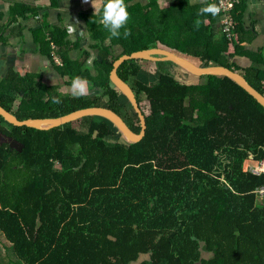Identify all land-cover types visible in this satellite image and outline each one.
<instances>
[{"label":"trees","instance_id":"trees-1","mask_svg":"<svg viewBox=\"0 0 264 264\" xmlns=\"http://www.w3.org/2000/svg\"><path fill=\"white\" fill-rule=\"evenodd\" d=\"M216 44L199 40V54L190 58L238 70L264 95V68L233 59L235 49L244 50L237 32ZM139 45L125 53L157 44ZM118 57L106 51L99 76L91 77L90 86L107 97L103 105L100 97L75 98L42 83L0 84V104L18 119L104 106L139 133L138 113L109 79ZM142 62L129 59L117 70L140 106L142 94L149 101L139 142L120 140L100 116L48 130L0 116V234L16 264H135L142 255L150 258L139 264H264V196L257 193L264 173L245 167L264 160V108L230 77L203 75L187 84L158 69L150 78ZM166 62L174 64L156 63ZM39 92L50 101L40 113ZM18 93L32 106L19 104ZM8 137L22 149L3 141Z\"/></svg>","mask_w":264,"mask_h":264},{"label":"crops","instance_id":"crops-1","mask_svg":"<svg viewBox=\"0 0 264 264\" xmlns=\"http://www.w3.org/2000/svg\"><path fill=\"white\" fill-rule=\"evenodd\" d=\"M93 2L99 4V0ZM126 3L131 17L126 28L132 34L125 39L124 29H121V36L117 39L110 37L99 23L100 15H93L92 0H0V84L15 82L39 86L42 83L46 87L71 92L74 77L80 76L91 85V77L99 76L97 62L106 51L121 56L127 54L125 48L131 46L130 43L155 41L158 37L165 44L157 39V45L152 47L194 57L199 54L194 52L199 40L207 39L212 46L218 47L220 45H215V40L219 41L225 35L220 15H197L201 7L215 3L213 0H126ZM250 5H253L251 11ZM231 14L235 22L233 35L237 32L239 44L244 49L236 52L230 45L229 49L234 51L233 59L240 67L259 63L264 68V0H242ZM197 19L201 21L199 29L195 26ZM236 19L239 30L236 29ZM76 21H79L78 27L88 33L87 38L67 34V23ZM209 31L211 34H207ZM151 35L153 39H146ZM184 47L193 50L175 49ZM260 52L262 60L257 56ZM54 58L61 59L63 65L56 64ZM92 89L90 86L89 92ZM102 99H107L106 95ZM16 100L20 103L19 93ZM262 162L264 160L254 166ZM2 241L3 247L12 253L4 238ZM149 258V255H142L137 264ZM5 260L7 264H16L15 259ZM3 263L0 253V264Z\"/></svg>","mask_w":264,"mask_h":264},{"label":"water","instance_id":"water-1","mask_svg":"<svg viewBox=\"0 0 264 264\" xmlns=\"http://www.w3.org/2000/svg\"><path fill=\"white\" fill-rule=\"evenodd\" d=\"M129 59H143L151 61H171L191 75L197 76L198 78L203 75H221L227 76L236 81L242 86L254 99L264 108V95L257 90L246 77L238 70L229 68L224 65L212 64L205 65L196 62L193 58L183 56L176 51L161 48L152 47L133 51L131 53L123 54L116 58L112 63V68L109 72V79L113 86H115L121 93H123L133 105L135 111L140 117L141 130L139 133L135 132L128 124L124 121L122 116L115 112L113 109L104 106H89L84 108L75 109L66 114L55 116V117H39V118H25L18 119L17 116L5 109L0 104V116L8 123L16 126H27L33 127L40 130H48L53 127L65 124L67 122H74L81 119L84 116H100L107 119L116 128L117 133L129 143H136L143 139L146 134L147 123L146 115L142 110L136 92L133 87L118 75V67L123 62ZM11 147L21 150L23 144L18 143L15 140L9 142ZM203 257L208 258L207 253H203ZM137 264V262L135 263Z\"/></svg>","mask_w":264,"mask_h":264},{"label":"clouds","instance_id":"clouds-1","mask_svg":"<svg viewBox=\"0 0 264 264\" xmlns=\"http://www.w3.org/2000/svg\"><path fill=\"white\" fill-rule=\"evenodd\" d=\"M92 5L94 8L93 15H100L99 23L109 32L110 37L117 39L120 38L121 29H124L123 37L125 39L131 36V30L126 28V25L131 18L126 0H99V4L94 3L92 0ZM256 7H258V5ZM252 8L253 5H250L249 10L251 11ZM221 10V7L216 3H207L198 10L197 15H211L216 17L219 15ZM200 24V19H197L195 21L197 29H199ZM78 25L79 21L67 23V34L70 37L78 34L81 38H87L88 33L85 29L79 28ZM70 89L73 97L80 98L89 94L90 85L86 79L76 76L71 82ZM52 102L60 103V99L58 97H53Z\"/></svg>","mask_w":264,"mask_h":264},{"label":"rangeland","instance_id":"rangeland-1","mask_svg":"<svg viewBox=\"0 0 264 264\" xmlns=\"http://www.w3.org/2000/svg\"><path fill=\"white\" fill-rule=\"evenodd\" d=\"M109 34V32H108ZM110 35V34H109ZM153 39L154 36H147L146 39ZM162 41V40H161ZM153 43V44H156V41H142L141 43ZM138 43L140 42H133V43H130L131 46H127L126 48H129V47H132L134 45H136L135 47H138L140 45H137ZM109 46V45H108ZM185 48V47H184ZM178 50L182 49V48H176ZM188 49H192V48H188ZM193 50V49H192ZM181 51V50H180ZM191 57V56H190ZM195 58V57H193ZM196 59V58H195ZM56 64L62 66L63 65V62H61V59H59V61L57 62L56 60ZM165 65L162 66L161 68L159 67V65L155 62V61H151V60H143V62L141 63V66L142 68H144L145 70L148 71L149 74H147L150 78H152V74H155L156 76L158 75L157 74V70L158 69H161V70H166V71H169L171 74H173L176 79L178 81H180L181 83H187V84H198L201 79L198 78L197 76H194V75H191L190 73L186 72L185 70H183L182 68H180L179 66L175 65V64H172L170 62H166L164 63ZM151 72V73H150ZM5 82V81H4ZM6 83V82H5ZM15 84H21V83H15V82H10L9 84L7 83V86L10 88L12 87L13 85ZM6 85V84H4ZM61 89H59L58 91H60ZM99 89L97 88H93L91 90V92H89V96H96V97H100V100H97L96 103H101L102 105L105 104L106 100H103L102 97H103V93L100 92L98 93ZM45 96V97H44ZM43 94L41 92H39V113L41 112L40 108L42 109V107H48L49 104H50V101L48 99H46V94ZM30 102H33L32 100H30ZM28 102V99H26V97H23L21 100H20V103L22 106H25V107H29V106H32V104ZM141 108L142 110L148 114L150 112V108H149V101L146 99V97L144 98L143 94H142V100H141ZM13 109H15L13 107ZM46 111V110H45ZM44 112V111H43ZM20 113H23V111H18V114L21 115ZM23 116V115H21ZM73 126L75 128H79V122L78 121H74L73 122ZM115 139V138H114ZM120 140L124 141V139L120 136ZM247 163V162H246ZM256 162H251L248 163V164H245V167L248 168V169H251L254 167ZM4 242L2 241V236L0 234V253H1V257L2 259H4V263L3 264H7L6 262V258H11V259H16L15 256L12 254V253H9V251L7 250V248H4L3 247V244ZM5 245H7V243H5ZM8 246V245H7ZM10 248V247H9ZM11 256V257H10Z\"/></svg>","mask_w":264,"mask_h":264},{"label":"built area","instance_id":"built-area-1","mask_svg":"<svg viewBox=\"0 0 264 264\" xmlns=\"http://www.w3.org/2000/svg\"><path fill=\"white\" fill-rule=\"evenodd\" d=\"M218 6L221 7V12L219 15L222 17V25H223V32L229 38L232 39L235 22L232 16V11L236 7V5L240 4L242 0H213ZM56 61V59L54 58ZM59 59L57 60V62ZM255 174L264 173V162L259 164L258 166H254L250 169ZM260 196H264V186L258 189L257 192Z\"/></svg>","mask_w":264,"mask_h":264},{"label":"flooded vegetation","instance_id":"flooded-vegetation-1","mask_svg":"<svg viewBox=\"0 0 264 264\" xmlns=\"http://www.w3.org/2000/svg\"><path fill=\"white\" fill-rule=\"evenodd\" d=\"M12 140H15V139H12V138H9V137H8V138H3V141H7L8 144H9V142L12 141ZM15 141H16V140H15Z\"/></svg>","mask_w":264,"mask_h":264}]
</instances>
